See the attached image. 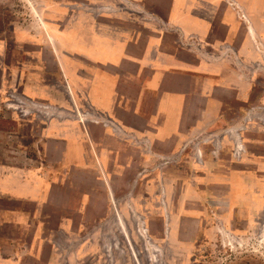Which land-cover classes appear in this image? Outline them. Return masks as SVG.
<instances>
[{
	"label": "rangeland",
	"instance_id": "1",
	"mask_svg": "<svg viewBox=\"0 0 264 264\" xmlns=\"http://www.w3.org/2000/svg\"><path fill=\"white\" fill-rule=\"evenodd\" d=\"M130 10L127 0H0V264H264V170L246 168L264 164V63L250 105L228 113L250 121L171 153L121 135L112 120H85L84 100L43 94L68 83L36 39L41 25L44 35L53 20L145 28L146 16ZM28 87L43 92L35 106ZM235 172L251 184L244 200L262 202L255 220L243 199L228 205Z\"/></svg>",
	"mask_w": 264,
	"mask_h": 264
},
{
	"label": "crops",
	"instance_id": "2",
	"mask_svg": "<svg viewBox=\"0 0 264 264\" xmlns=\"http://www.w3.org/2000/svg\"><path fill=\"white\" fill-rule=\"evenodd\" d=\"M127 1L132 14H144L148 22L137 32L91 22L62 26L52 19L50 34L44 35L45 28L40 26L36 39L45 40L68 87L38 94L28 87L32 105L42 93L62 99L69 96L75 103L84 100L89 110L97 112L90 111L85 120L105 126L106 120H112L122 128L121 135L158 144L163 153L185 151L188 141L209 129L250 121L249 115L235 121L228 113L236 102L239 107L250 105L255 89L251 77L263 68L261 0ZM56 106L61 108L60 102ZM46 108L55 105L50 102ZM246 137V153L252 154L251 135ZM73 139L77 141L79 135ZM75 142L74 157L81 149V143ZM262 165L252 162L246 168L264 170ZM236 170L246 169L238 166ZM227 187L228 205L236 210V200L243 199V215L255 220L263 205L261 200H244L251 193L247 179L235 172Z\"/></svg>",
	"mask_w": 264,
	"mask_h": 264
}]
</instances>
